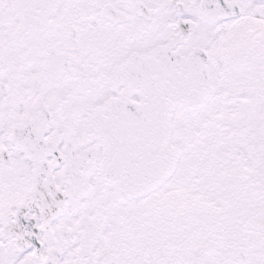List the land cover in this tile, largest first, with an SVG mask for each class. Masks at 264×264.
<instances>
[{
	"label": "snow or ice",
	"instance_id": "6c2138e0",
	"mask_svg": "<svg viewBox=\"0 0 264 264\" xmlns=\"http://www.w3.org/2000/svg\"><path fill=\"white\" fill-rule=\"evenodd\" d=\"M0 264H264V0H0Z\"/></svg>",
	"mask_w": 264,
	"mask_h": 264
}]
</instances>
